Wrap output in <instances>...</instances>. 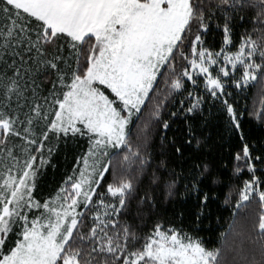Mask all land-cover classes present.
I'll return each instance as SVG.
<instances>
[{
    "label": "snow or ice",
    "instance_id": "6c2138e0",
    "mask_svg": "<svg viewBox=\"0 0 264 264\" xmlns=\"http://www.w3.org/2000/svg\"><path fill=\"white\" fill-rule=\"evenodd\" d=\"M133 3L135 9L127 4L110 3V0H30V10L25 11L24 8L13 9L8 0H0V10L6 14L5 21H11L18 43L26 54L19 55L18 61L6 63L0 74V92L4 93L6 99L0 110V133H8V139H11L20 135L19 126L26 123L29 126L28 134L32 136L29 140L31 151L21 149L23 163L30 172L26 199L16 201L15 216L21 222V231L17 233L13 246L6 252L2 251L3 239L0 235V264H21L20 252L28 246L27 234L32 231L34 224L41 222L33 218L28 226L29 219L22 211L23 206L32 201L31 191L39 170L36 167L37 151L44 148L43 141H48L50 154L53 140L59 143L60 139L69 138L92 142L91 172L86 181H77L73 175L68 177L72 191L69 193L66 190L59 206L71 212L65 231L71 228L72 235L55 264H71L73 258L79 264H214L218 251H207L200 243H191L186 236L181 239L180 233H167L162 230L159 222L154 227L155 237L149 235L142 247L139 246L137 234L120 219L121 213L128 211V205L135 198L133 179L119 172H111L106 167L104 157L109 149L130 152V145L134 142L130 137L131 127L142 114L145 102H149V94L153 95L161 86L165 73L170 72L169 79L173 89L189 98V109L194 111L196 108H203L205 104L223 103L232 106L229 110L236 113L239 120L236 107L238 102L232 89L240 91L249 78L255 79L257 75L264 77V0H215L212 10L208 9L205 0H133ZM217 11L227 13L222 24L216 16ZM133 12L138 19H148L162 27L163 34L167 37L164 63L157 64L159 70L154 73L150 82L145 83L144 88L133 89L131 93L118 82L114 85L116 91H113L112 87L99 80L94 81L91 88H98V94L103 93L107 98L105 110L98 117L69 119L61 108L65 94L71 90L75 76L86 74L92 59L98 55L93 32L89 31L83 40H77L70 34V30L82 26L96 28L103 23L109 28L114 26L115 32L124 29L126 36L131 38L138 31ZM237 16L241 20L254 19L253 31L251 34L245 31L243 40L239 43L233 37L232 24ZM17 23L19 28L16 27ZM212 24L221 29L223 36L222 46L215 50L209 48L205 38ZM7 34L12 35L13 32L9 31ZM223 45L229 47L225 48ZM133 48L139 54L147 50L146 46L133 45ZM180 49H184L186 55L181 53L179 63L176 64L173 53ZM64 52H70L77 59L83 55L86 62L80 64L76 73L71 75L68 91L60 98L54 94V88L46 90L43 81L49 80L53 74L57 79L68 74L65 71L67 60ZM13 55H17L15 50ZM40 72L44 73L42 80ZM97 83L106 86L110 94H113L112 98L96 87ZM203 84L207 88L201 92ZM45 106L52 111L46 112ZM58 113H61L59 118ZM261 124L264 125V117L261 118ZM233 126L236 127L235 124ZM5 139V136L0 135V141ZM14 147L15 145L10 148L5 144L7 160L0 157L8 172L7 178L13 177L11 169L13 166L16 168L19 161L12 150ZM243 152L247 158H251L247 145ZM39 154L41 157L44 155L43 151ZM124 159L128 160L129 156L126 155ZM6 161L15 163L8 164ZM43 163L41 159L39 164L42 166ZM84 164L89 166L87 160ZM249 166L255 171V163H250ZM211 177L213 174L210 171L201 168L196 173L195 186L199 184L200 178ZM13 178L19 179V174ZM135 180L139 182L140 177L136 175ZM85 184L86 189L83 187ZM73 186H76L75 190ZM0 199L3 201L0 204L2 210L5 199L2 195ZM243 199L247 200L248 196L243 194ZM261 199L264 200V196ZM146 201L147 196L143 202ZM206 201L205 195L202 202ZM81 205L87 213L95 212L91 216V223H88V214L76 211ZM44 207L49 208V205L45 204ZM101 209L103 219L100 218ZM13 215L12 212L0 221V233L10 230L6 220ZM259 228L264 231V216H261ZM73 244L77 247L73 248Z\"/></svg>",
    "mask_w": 264,
    "mask_h": 264
},
{
    "label": "trees",
    "instance_id": "16d2710c",
    "mask_svg": "<svg viewBox=\"0 0 264 264\" xmlns=\"http://www.w3.org/2000/svg\"><path fill=\"white\" fill-rule=\"evenodd\" d=\"M214 2L205 0L209 10H212ZM10 5L13 9L17 8ZM225 15L227 13L222 11L216 12L221 24ZM5 16V12L0 10V74L6 63L18 61L19 55L26 56L11 21L6 22ZM253 23L252 18L241 20L238 16L232 21L233 37L237 43L242 42L245 31L251 34ZM16 27L19 28V23ZM9 31L13 34L8 35ZM205 38L206 44L213 50L222 46V32L215 24L210 26ZM96 46L99 54L102 45L97 39ZM13 50L17 55H13ZM181 53H184V49L174 50L176 64ZM64 56L68 74L60 79L53 74L49 80L43 81V87L46 90L54 88V94L60 98L68 91L71 75L76 73L80 64L86 62L83 55L77 59L70 52H64ZM87 73L75 78L84 79ZM43 75V72L39 73L41 80ZM169 77L170 72L164 74L161 86L153 95L149 94V102H145L142 114L135 119L130 131V137L134 139L130 152L113 150L105 161L111 172L132 178L136 188L135 198L128 205V211L121 213V221L137 234L141 247L149 235H155L154 227L159 222L166 232L180 233V237L184 239L186 236L200 243L207 251H218L214 264H264V231L259 228L261 216H264V200L261 199L264 196V125L261 124V118L264 117V77L257 75L255 79L249 78L240 91L232 89L238 102L239 120L236 113L229 110L232 106L223 103L205 104L194 111L189 109V98L173 89ZM100 88L112 98L110 90L105 86ZM206 88V84L201 85V92ZM12 99L15 103V98ZM5 102L4 93L0 92V110ZM45 109L46 112L52 111L47 106ZM19 127L20 135L11 139H8V133H0L6 138L0 141V157L7 160L5 144L10 148L15 145L12 150L19 161L16 168L12 167L11 175L15 177L19 174L20 178L26 168L21 149L31 151L29 140L32 136L28 134L29 126L26 123ZM43 143L44 148L36 153V167L39 170L31 193L32 200L39 207L30 210L29 221L37 217L38 211L48 201L68 189L69 193L72 191L68 177L76 175L91 148V141L83 139H60L59 143L53 140L49 154V142ZM246 145L251 151L250 159L243 152ZM40 151H43V157ZM126 155L129 156L128 160L124 159ZM41 159L44 161L42 166L39 164ZM250 163H255V171L249 166ZM201 168L210 171L213 177L200 178L196 187V173ZM7 173L5 164L0 161V180ZM136 175L140 177L139 182L135 180ZM249 186H252L253 192L243 201V194L249 190ZM205 195L207 201L203 203ZM146 196L147 201L143 202ZM79 211L88 214V223H91V216L95 212L87 213L83 205ZM102 212L101 209V219L104 218ZM23 215L26 214L23 212ZM20 223L15 217L10 230L2 234V251L6 252L13 246L17 233L21 231ZM76 247L73 244V248Z\"/></svg>",
    "mask_w": 264,
    "mask_h": 264
},
{
    "label": "rangeland",
    "instance_id": "374dc122",
    "mask_svg": "<svg viewBox=\"0 0 264 264\" xmlns=\"http://www.w3.org/2000/svg\"><path fill=\"white\" fill-rule=\"evenodd\" d=\"M14 1L26 6V11L30 10L28 7L30 0ZM110 3L127 4L133 9L136 8L133 0H110ZM132 16L137 21L138 31L131 38L126 36L124 29L120 32H115L114 26L109 28L103 23L96 28L82 26L75 30H70V34L77 40H83L89 31L93 32L98 42L102 45V50L91 63L87 76L84 79L75 78L73 80L71 90L61 104L62 110L65 111L69 119L83 120L86 117H98L99 113L105 110L108 103L107 98L103 93L98 94V88H91L94 81L99 80L100 83L112 87L113 91H116L114 85L118 82L131 93L133 89L144 88L145 83L150 82L154 73L159 70L157 64L162 65L164 63L167 37L163 34L162 27L150 22L148 19H138L135 12L132 13ZM133 45L136 47L146 46L147 50L143 54H139L134 50ZM167 51H170V49ZM95 86L100 88V86L104 85L97 83ZM60 115L61 113L57 114L58 118ZM92 147L93 144L91 142L90 150L79 165L76 175H74L77 181H86L89 178L90 165L92 163L90 151ZM111 151L113 150H108V154L104 157L105 161ZM85 160L88 161V167L84 164ZM80 173L84 175L81 176ZM7 175L8 173L4 179L0 180V195L5 199L3 208L0 210V221L13 212L14 215L6 220L10 228L12 221L16 217V201L26 199L27 178L30 176V172L28 168H25L19 179L7 178ZM73 187L75 190L76 186ZM83 187L86 189L87 185L85 184ZM251 192H253V189L252 186H249V190L245 194L249 197ZM65 195L66 192H62L51 201H48L46 204L51 209L42 206L38 211L35 219L41 222L40 224H34L32 231L27 234L28 246L20 252L21 264H55V261L59 258L61 251L72 234L71 228L65 231L66 221L71 217V212L59 206ZM243 201L246 200L243 199ZM2 202V199H0V204ZM31 209H38L33 200L22 208L26 216L28 215V219H30L29 212ZM76 211L80 212L79 208ZM31 222L32 220L29 221L28 226L31 225ZM72 226H75L74 220L72 221ZM2 234L4 232L0 233V235ZM180 238L183 239L182 237ZM2 239L4 241L3 236ZM191 243L195 244L198 242L191 241ZM71 264H78V262L73 258Z\"/></svg>",
    "mask_w": 264,
    "mask_h": 264
},
{
    "label": "crops",
    "instance_id": "0c3cea01",
    "mask_svg": "<svg viewBox=\"0 0 264 264\" xmlns=\"http://www.w3.org/2000/svg\"><path fill=\"white\" fill-rule=\"evenodd\" d=\"M8 2H9L10 4H12L13 6L17 7V8H24V9H27L26 6H22V5H20L19 3H17V2L14 1V0H8ZM25 11H26V10H25Z\"/></svg>",
    "mask_w": 264,
    "mask_h": 264
}]
</instances>
